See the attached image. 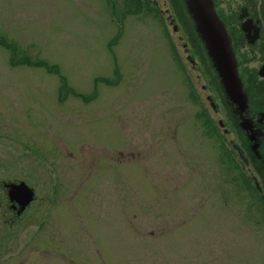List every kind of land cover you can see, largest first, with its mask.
<instances>
[{"label":"rangeland","instance_id":"374dc122","mask_svg":"<svg viewBox=\"0 0 264 264\" xmlns=\"http://www.w3.org/2000/svg\"><path fill=\"white\" fill-rule=\"evenodd\" d=\"M150 5L163 19L131 0H0L18 60L57 65L76 94L0 45V179L36 194L12 229L0 193V264H264L259 177L236 168L237 140L187 59L194 31L169 0ZM241 50L264 65L262 44Z\"/></svg>","mask_w":264,"mask_h":264},{"label":"flooded vegetation","instance_id":"af4514ba","mask_svg":"<svg viewBox=\"0 0 264 264\" xmlns=\"http://www.w3.org/2000/svg\"><path fill=\"white\" fill-rule=\"evenodd\" d=\"M169 3V11L172 15L178 17L192 16V0H169ZM211 3L214 13L223 23L225 31L230 40L231 49L234 55H236L237 71L242 77L243 86H246V88L251 92L250 100L248 99V103L245 106L250 105V107H253L256 110L248 107H246L245 110H240L239 108H237V106H232L231 109H229V104H227V102L225 101V99L228 98L227 94L224 95L223 99V93L221 89H215L209 82L207 83V85H209V91L211 92L207 96V101H209L213 110L216 113L220 114V121L218 125L223 130V134L227 137L233 136L234 139L237 140V142H235L236 145H234L233 149L236 150L240 154V156H243L247 166H249L256 175L258 174V171L251 162L252 158L249 155V151H247L246 145L252 144L255 150L258 146L259 148H261L262 146L261 141H257L258 137H260L261 135L257 129V125L255 124H257L258 121L261 122L264 129V109H262L264 105L259 102V95L256 92L257 90L255 89V87L256 85L261 84L258 83V78L264 77L262 75V72H264V65L259 69L249 68L248 65L251 62L244 60L245 58L241 56V49L246 44L252 48L261 46V44L264 47V0H211ZM230 16H234L237 19V24H234V28L231 30L228 26V23L230 22ZM185 22V25L182 22V26L184 25L183 28L188 31L187 34L192 38L193 32L190 29V21L188 22V20L185 19ZM193 31L196 32V29L194 28ZM197 36L194 35L193 38H196V44H198V48L196 50L193 44H191L190 48L193 54L189 55L187 59L191 63L199 62V64L201 63V65L205 62L206 66V59L208 57V54L205 49V44L201 40L198 33ZM186 47L187 46H185V48ZM185 50L187 51V53L189 52L187 48ZM193 66L195 67L194 64ZM244 92L246 94V90H244ZM246 139H250V141L247 142ZM21 182L23 181H10L8 179H0V193L5 200V207L7 209V212L11 214L9 216L8 222L10 223L12 229L14 228V225L25 215L30 205L36 200L35 194V200L22 214H19V205L10 201V188H7L6 186L8 184H19ZM14 231L15 230H13L12 233H14ZM152 235L154 234L152 233Z\"/></svg>","mask_w":264,"mask_h":264},{"label":"water","instance_id":"95a60500","mask_svg":"<svg viewBox=\"0 0 264 264\" xmlns=\"http://www.w3.org/2000/svg\"><path fill=\"white\" fill-rule=\"evenodd\" d=\"M192 16L196 31L205 44L209 58L227 90L228 98L244 101L238 78L237 60L222 21L214 13L211 0H192ZM264 76V72L262 73ZM245 105V104H244ZM10 201L19 205V214L34 201L35 192L26 183L8 184ZM19 196V197H18Z\"/></svg>","mask_w":264,"mask_h":264},{"label":"bare ground","instance_id":"6f19581e","mask_svg":"<svg viewBox=\"0 0 264 264\" xmlns=\"http://www.w3.org/2000/svg\"><path fill=\"white\" fill-rule=\"evenodd\" d=\"M181 21L182 22H184V20H183V18H182V16H181ZM190 29L191 30H194V28L196 27V25H195V23H194V20L191 18V20H190ZM184 30H185V28H184ZM186 31V30H185ZM191 32V31H190ZM189 32V33H190ZM197 32V31H196ZM195 31H194V34H195V36H197V33H196ZM198 37V36H197ZM198 39H199V37H198ZM200 40V39H199ZM198 56V55H197ZM205 56H206V53H205ZM207 64H208V66H205V62L202 64L203 66V69H204V71H203V73L205 74V78H206V80H207V82H209V83H211L212 84V86L215 88V89H221V91H222V93H223V99H224V95H226L227 94V90H226V88H225V86H224V84H223V82H222V80H221V77H220V75L216 72V70H215V68H214V66H213V62H212V60L209 58V56L207 57ZM202 69V70H203ZM238 78H239V80H240V82H241V85H242V95H243V97H244V101L243 102H241L240 100H237V99H233V98H226L225 99V101L227 102V104H229V109H231V107L232 106H237V108H239L240 110H245L246 109V107H248V108H252L253 110H256L255 108H253V107H250V105H248V106H245V105H247V103H248V99L250 100V97H251V92L249 91V89H247L246 88V86H243V82H242V77H241V75H240V73H238ZM209 86V85H208ZM244 90H246V94H245V92H244ZM209 102V101H208ZM245 104V105H244ZM209 105H210V103H209ZM210 107L212 108V106L210 105ZM212 110H213V108H212ZM214 111V110H213ZM215 112V111H214ZM204 115H205V117H207V119L206 120H208L209 119V115L207 114V112L206 113H204ZM209 123H208V126H211L212 125V127H213V122L212 121H208ZM255 125H257V129H258V131H259V133H260V137H258V139H257V141H261V143L262 144H264V129H263V124L261 123V122H257V124H255ZM261 127V128H260ZM220 132H222V131H220ZM247 140V142H249L250 141V139H246ZM231 144H232V146H231V149L232 148H234V145H236V143L235 142H231ZM246 148H247V151H249V155L251 156V158H252V160H251V162H252V164H253V166L256 168V170L258 171V174H256V176L257 177H259V180L258 179H256V177L255 178H253L254 179V181L252 182V184L253 183H257V182H259L260 184H261V186L264 188V153L263 154H261L260 152H257L256 150H255V148H254V146L252 145V144H250V145H246ZM231 151H235V154L238 156V158H239V160L241 161V163L243 164L242 166H240L239 164H236L235 166H236V168L238 169V170H240L241 171V173H242V175L243 174H245L244 173V169H248L247 168V164H246V162H245V159L243 158V156H240V154L236 151V150H231ZM263 151H264V147H263ZM228 156V155H227ZM229 157V156H228ZM230 159V158H229ZM239 172V171H238ZM255 175V174H254ZM246 183H247V181H246ZM7 187V186H6ZM257 193V196H258V198H260L261 199V197H260V194L258 193V192H256ZM19 197V196H18Z\"/></svg>","mask_w":264,"mask_h":264},{"label":"trees","instance_id":"16d2710c","mask_svg":"<svg viewBox=\"0 0 264 264\" xmlns=\"http://www.w3.org/2000/svg\"><path fill=\"white\" fill-rule=\"evenodd\" d=\"M131 4H132V7H131V11L132 13H138V12H141L142 9L146 12V13H149V14H154L156 9L155 7H152L150 5V0H131ZM158 10V9H157ZM156 15L159 17L160 14H159V11L156 13ZM183 20H184V25L186 24L185 22V19L188 20V22L191 20L190 17H184L182 16ZM179 19L181 20V16H179ZM183 25V26H184ZM2 39H5L4 37L0 36V45H3L4 47H7L11 52H12V62L15 64V62H17L18 64L20 65H26V66H31V67H35V68H44L48 73L50 74H53V75H58L61 79V81L64 82V85H63V88L62 90H65L67 89V92H70L72 93L73 95H76L75 92L72 90V89H68L67 87V80L65 77H61L60 76V69L57 65H52L50 64L49 62L47 61H43V60H39V61H33L31 60L30 58H27V57H23L24 59L21 58V60L19 59L18 60V55H17V46H14L10 43H7V40L6 42H4ZM18 60V61H17ZM99 81L101 82H105V83H109V80H105V79H100ZM79 98H82L83 95L81 94H78L77 95Z\"/></svg>","mask_w":264,"mask_h":264}]
</instances>
